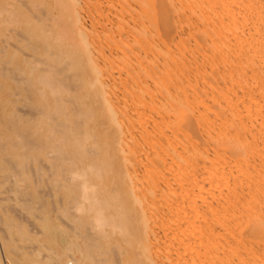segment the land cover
Wrapping results in <instances>:
<instances>
[{
  "label": "bare ground",
  "instance_id": "6f19581e",
  "mask_svg": "<svg viewBox=\"0 0 264 264\" xmlns=\"http://www.w3.org/2000/svg\"><path fill=\"white\" fill-rule=\"evenodd\" d=\"M122 168L158 198L143 244ZM56 171L72 239L50 222ZM263 234L264 0H0V254L19 235L57 264H119L135 239L146 264H213Z\"/></svg>",
  "mask_w": 264,
  "mask_h": 264
},
{
  "label": "rangeland",
  "instance_id": "374dc122",
  "mask_svg": "<svg viewBox=\"0 0 264 264\" xmlns=\"http://www.w3.org/2000/svg\"><path fill=\"white\" fill-rule=\"evenodd\" d=\"M37 57H40L41 56V54L40 53H37V54H35ZM222 65V64H221ZM220 65V67H218V69L221 71V69H222V73H229L228 72V70H230L231 68L229 67V69H228V66L225 68V66L226 65H222L221 66ZM223 66H224V68H223ZM256 67V66H255ZM226 69H228V70H226ZM190 70H191V67H190ZM224 70V71H223ZM225 70H226V72H225ZM193 77H191L190 79H192ZM97 159V158H96ZM98 160V159H97ZM111 163H113V160H111L110 161ZM117 163L118 164H120V162L119 161H117ZM138 164H140V165H138ZM201 165V164H200ZM199 165V166H200ZM134 166H137L139 169H138V171H136L137 173L138 172H140V173H138V174H143V172L140 170V168L143 166V163L142 162H140V163H135L134 164ZM143 168V167H142ZM141 168V169H142ZM121 169V168H120ZM122 171H123V173H122ZM128 170L126 169H124V168H122V170H121V172H120V174L122 175H118V173L117 172H115V174L119 177V176H121L122 178H118L117 176H115V174H114V172H113V169L110 171V172H108V173H104V174H102L104 177H103V181L102 182H104L103 184H102V186H105V183H106V185L107 186H109V185H111L112 184V182L114 181L115 183L119 180V181H121L122 182V184L120 185V183H119V185L120 186H123V187H118V183L117 184H115L114 182H113V184L114 185H117V188H118V190L119 191H121L122 193H123V198H125V205H126V207H125V210L126 211H128L129 210V208H128V206H130V208L132 207V209L133 210H129V211H132V213H133V215H134V217H133V221H135L136 222V224H137V226L136 227H138V234H136L138 237H135L136 239H140V242H142V244H143V232H142V229H143V227L145 226V225H143L144 224V222L146 223V219H145V217H144V220H142V218H143V216H146V214H143L144 212H143V209L144 210H146L147 209V204L149 203V200H151L152 198L154 199V201L156 202V200L158 199L155 195H153V197L151 198V199H149L151 196H149V195H152V192H151V194H150V192L148 193V191H149V189H147L146 188V185H147V180H146V178H145V176H143L144 178H145V180H144V178H142L143 179V181H141L142 179H141V177H139V175L136 173V172H134L133 170H129L128 172H127ZM142 172V173H141ZM59 172H51L50 174L48 173L47 175H46V177L45 178H43L44 179V181L42 182L43 183V185H45V183H46V185H45V187H46V189L48 190L49 188V191H48V198L49 197H51L49 200H51L52 202H54V203H52L51 201H50V204H49V207H50V213H51V220H50V222L51 223H53V224H56V223H59V224H61V225H63L64 227H66V229H67V231H69V237L72 239V238H74L73 236L74 235H76V233L74 232V229H73V222H72V216L71 215H74L75 213H77V212H79L75 207H71V209L72 210H75V211H77V212H75V211H66V210H64L65 209V206H66V203L67 202H70L71 201V199H72V196H73V194H71V192H69V185L68 184H66V185H63V186H58V187H53L54 185H53V182H52V180L53 181H55L57 178H60V176H59V174H58ZM130 173L135 177H130L131 175H130ZM111 174H114L113 176H115V179L117 180H113L114 178L112 177V175ZM51 177H49V176ZM52 175V176H51ZM124 175H125V177H124ZM130 175V176H129ZM137 176V177H136ZM47 177H48V179H47ZM100 177H102L101 175H100ZM99 176H97L96 174H94V175H92L91 176V178H93V180H95L96 182H98V181H101V178H100ZM106 177L108 178L107 180H106ZM130 177V178H129ZM113 178V179H112ZM126 178H128V179H126ZM132 178V180L134 179V180H138V182H137V180H136V185H138L139 187H137L138 189H136L135 190V187L136 186H134V183L133 182H135L134 180L132 181V183H133V185H132V183H131V181H130V179ZM139 178L141 179V180H139ZM48 181H47V180ZM42 180V179H41ZM98 180V181H97ZM123 180V181H122ZM109 181V182H108ZM38 182V181H37ZM36 182V179H35V184L37 183ZM127 182V184H125ZM41 183V184H42ZM48 183V184H47ZM51 183V184H50ZM95 183V182H94ZM38 184H39V182H38ZM112 184V186H114ZM141 184V185H140ZM40 185V184H39ZM49 185H51V186H49ZM68 185V186H67ZM126 185H128V186H126ZM36 186H38L37 184L34 186V183H33V185L32 186H30L29 187V189H30V191L32 192V193H36V192H38V191H40L41 189V187H36ZM134 186V187H133ZM143 186V188H144V190H145V188H146V190L145 191H141V189H143V188H141ZM145 186V187H144ZM1 187H2V185H1ZM60 187V188H59ZM127 187V188H126ZM3 188V187H2ZM55 188L56 189H58V190H56L55 191ZM121 190H120V189ZM141 188V189H140ZM61 189H64V190H62L61 191ZM123 189V190H122ZM131 189V190H130ZM36 190H38V191H36ZM148 190V191H147ZM66 191V192H65ZM131 191V192H130ZM137 191H138V193H137ZM147 191V192H146ZM151 191V190H150ZM55 192H56V194H55ZM134 192H136V193H134ZM145 192H146V194L148 193V195L146 196L149 200H146V202L148 201V203H146V202H144L145 200H143L144 199V195H146L145 194ZM119 193V198L121 199V197H122V194L120 195V192H118ZM134 195H133V194ZM71 194V195H70ZM128 194H130V195H128ZM135 194L136 195H138L139 196V198H138V196H136V199L137 200H135V198H134V196H135ZM142 196V197H140V195ZM144 194V195H143ZM52 195V196H51ZM125 195H126V197H125ZM133 195V196H132ZM58 196V197H57ZM71 196V197H70ZM52 198H53V200H52ZM57 198H58V202H57ZM59 198L61 199V201L59 200ZM71 198V199H70ZM126 198L128 199V200H126ZM146 198V199H147ZM70 201H69V200ZM152 199V200H153ZM133 200V201H132ZM134 200L135 201H137V203L136 202H134ZM121 201H122V203H123V199H121ZM127 201V202H126ZM132 201V202H131ZM143 201V202H142ZM11 202L12 201H8L7 202V204H11ZM62 204V206H61V204ZM123 203V204H124ZM129 203H131V204H129ZM141 205H139V204ZM6 204V203H5ZM52 204V205H51ZM58 204V205H57ZM36 205V204H35ZM59 205H60V207H59ZM144 205H146V209L145 208H143V207H145ZM18 206H19V204H18ZM52 207V208H51ZM54 207L57 209H54ZM70 209V210H71ZM35 212H37V210L35 209ZM56 212V213H55ZM65 212L67 213L66 215H65ZM70 212V213H69ZM71 214V215H70ZM131 214V213H130ZM64 215H65V217H64ZM15 218L17 219V222H18V224L19 225H21V223H20V220H21V222H22V225H23V227L24 228H27V229H30V228H32V229H34L33 227H32V225L29 227L28 226V224L30 225V222H28L27 223V221H26V219L24 218V216H23V218H24V222H23V218H22V214L20 215V213L19 212H16V214H15ZM18 216H20V218L18 217ZM53 216V217H52ZM67 216H68V218H67ZM28 218V217H27ZM134 218H135V220H134ZM137 219V220H136ZM28 220V219H27ZM29 221V220H28ZM65 221V222H64ZM135 222H134V224H135ZM135 224V225H136ZM140 229V230H139ZM137 230V229H136ZM33 233H31L32 235H37V233H34L35 231H32ZM141 232V233H140ZM142 235V236H141ZM264 235V234H263ZM117 237H119V235L117 236ZM18 239V241L17 240H14L13 242H12V244H10L9 246H8V248H16L17 250H19L18 251V253H17V255H12L10 252H8V250H7V252H6V250L3 252V250H2V252H1V254H0V263L1 264H5V263H7V264H27V263H29V264H37V262L36 261H42V264L44 263V262H46L47 264L49 263V264H57V262L55 261V260H53V259H51V258H54L53 256H54V254H51L49 251H47L46 250V248H42V249H40L39 251H36L35 253L33 252V254H26V253H24L23 251H20V249H22V248H20L19 246H18V244L20 245H26V244H28V242L24 239V238H22L21 236H19V235H16V237H15V239ZM134 239V238H133ZM25 242H24V241ZM142 240V241H141ZM70 242V240L69 241H67V243H69ZM139 241H137L136 242V240L134 239V241H133V243H132V245H133V248H128L126 251H125V253H124V256H123V258H122V262L121 261H119L120 263L119 264H140V261L144 264H146V259H145V255H144V253H143V251H142V244L140 243ZM37 243H38V241H35V244L37 245ZM41 243L42 244H45V247L46 246H50V247H52V249L53 250H57L58 249V247H57V244L54 242H51V241H49V242H47V240H45V239H43V240H41ZM66 243V242H65ZM139 243V244H138ZM240 243H242V244H240ZM248 245H247V244ZM236 244V243H235ZM240 244V245H239ZM14 245H16V246H14ZM237 245H239V246H241V248L243 247H247V248H249V250L251 251V253L254 251V254L252 253V255L250 254V253H248V252H243V251H246L245 250V248L243 249L242 248V252H241V254L242 255H240V253L237 255V254H223L224 255V259L222 258V257H219L220 255H216V256H214L215 254H211V255H209L210 257V259H212V257H213V259L215 258L216 260H219L218 262L214 259V261H216L215 262V264L217 263V264H220V261H221V264H222V262H224L225 264H243L244 262L246 263L247 261V263L248 264H256V261L258 262V264H264V252L262 251V250H264V236L263 237H261L259 240H243L242 242H237V244H236V246ZM135 246V247H134ZM21 247H23V246H21ZM16 250V251H17ZM130 250V251H129ZM141 250V251H140ZM138 251V252H137ZM42 252V253H41ZM133 252H137V254L136 255H134V253ZM41 253V254H40ZM43 253H44V255L46 254V256H44L43 255ZM141 253H142V255H141ZM245 253V254H244ZM258 254V256L257 255H255V254ZM263 253V254H262ZM21 254V255H20ZM25 254V255H24ZM35 257H33V256ZM40 255V256H39ZM41 255L43 256V258H45V259H43V258H41ZM49 255H50V257H49ZM222 254H221V256H223ZM228 255V256H227ZM250 257H249V256ZM255 255V256H254ZM22 256H27V257H24V258H22ZM38 256V257H37ZM71 256V255H70ZM233 256V257H232ZM244 256V257H243ZM8 257V258H7ZM14 257V258H13ZM22 259H21V258ZM78 257H79V254L78 253H72V256H71V258L70 257H68L67 258V260H68V263L69 264H78ZM218 257L220 258V259H218ZM241 257V258H240ZM262 257V258H261ZM32 258H34V259H32ZM73 258V259H72ZM136 258L138 259V261L139 262H135V260H136ZM208 258V261H210L211 263L213 262V264H214V261H211L210 259ZM222 258V259H221ZM245 258V259H244ZM4 259H5V261H4ZM17 259V261H15V260ZM19 259V260H18ZM24 259V260H23ZM28 259V260H27ZM40 259V260H39ZM72 259V260H71ZM142 259H143V261H142ZM212 259V260H213ZM237 259H238V261L240 262V263H238V261H237ZM240 259V260H239ZM32 260V261H31ZM35 262H34V261ZM49 260V261H48ZM71 262H70V261ZM228 260V263L226 262ZM262 261V263H259V262H261ZM22 261V262H21ZM29 261V262H28ZM48 261V262H47ZM56 263H55V262ZM73 261V262H72ZM34 262V263H33ZM132 262H134V263H132ZM231 262V263H230ZM235 262V263H234ZM237 262V263H236ZM223 263V264H224ZM38 264H41V263H38ZM96 264H112V262H102V263H96Z\"/></svg>",
  "mask_w": 264,
  "mask_h": 264
}]
</instances>
